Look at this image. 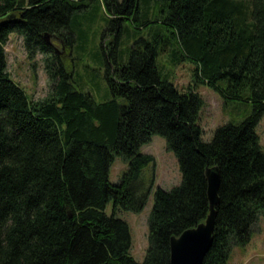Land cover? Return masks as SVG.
I'll use <instances>...</instances> for the list:
<instances>
[{"label": "trees", "instance_id": "obj_1", "mask_svg": "<svg viewBox=\"0 0 264 264\" xmlns=\"http://www.w3.org/2000/svg\"><path fill=\"white\" fill-rule=\"evenodd\" d=\"M100 1L113 44L101 42L109 96L97 101L73 87V70L46 39L71 50L86 34L73 22L84 5L0 0V264H170V238L207 215L205 168L212 165L219 201L202 264H227L232 244L249 239L264 208V150L255 131L264 113V0ZM125 19L138 32L155 26L116 55ZM12 32L30 55L44 54L52 87L42 99L29 98L7 71ZM166 51L174 65L194 63V85L210 86L224 101L249 100L252 112L203 140L204 100L194 86L179 91L162 74L157 57ZM155 134L175 154L181 182L155 189L140 262L130 253L128 223L104 209L109 200L113 209L144 207L151 185L142 174L154 157L140 147ZM115 154L128 169L112 183Z\"/></svg>", "mask_w": 264, "mask_h": 264}, {"label": "rangeland", "instance_id": "obj_2", "mask_svg": "<svg viewBox=\"0 0 264 264\" xmlns=\"http://www.w3.org/2000/svg\"><path fill=\"white\" fill-rule=\"evenodd\" d=\"M81 10H75L73 22L81 25L86 32L69 50L56 37H48L47 41L62 56L66 67L73 70V87L88 91L97 101L109 96L106 80V55L101 42L110 41L112 31L108 28L105 9L100 0H77ZM123 25L127 32L118 41V55L122 43L132 44L137 36L151 34L155 23L143 27L139 32L132 29L130 21L124 20ZM152 27V28H151ZM73 29L74 25H73ZM128 33V34H127ZM165 41L169 34L164 33ZM172 43V42H171ZM120 44V45H119ZM7 71L10 77L17 82L27 93L28 97L38 100L46 97L51 90V82L44 68V54L40 51L30 55L24 46L23 37L16 32L9 34L5 44ZM159 69L179 91H186L192 85L201 94L204 104L199 110L197 124L202 129V139L210 141L214 131L220 125L228 122H240L253 110L249 100L231 99L224 101L220 93L210 86L198 83L194 85V63L183 60L174 65L169 52H161L157 57ZM260 144L264 150V113L255 127ZM140 151L153 155L154 161L143 169V178L151 185L147 201L140 211H132L116 207L109 200L104 212L107 215L114 213L125 220L130 229V253L135 260L142 262L148 247V217L152 208L154 191L157 187L169 190L181 182V172L175 154L167 148L163 136L155 134L151 140L140 147ZM128 169L127 161L120 155H114L109 166V180L118 182L121 174ZM227 264H264V208L259 213L251 227L249 239L243 244H232Z\"/></svg>", "mask_w": 264, "mask_h": 264}, {"label": "water", "instance_id": "obj_3", "mask_svg": "<svg viewBox=\"0 0 264 264\" xmlns=\"http://www.w3.org/2000/svg\"><path fill=\"white\" fill-rule=\"evenodd\" d=\"M48 39V37H46ZM208 212L204 221L170 238V264H202L212 243L218 204L220 172L218 165L206 166Z\"/></svg>", "mask_w": 264, "mask_h": 264}]
</instances>
